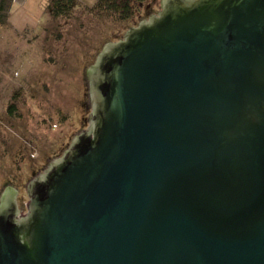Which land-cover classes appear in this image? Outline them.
Returning <instances> with one entry per match:
<instances>
[{"label": "water", "instance_id": "obj_1", "mask_svg": "<svg viewBox=\"0 0 264 264\" xmlns=\"http://www.w3.org/2000/svg\"><path fill=\"white\" fill-rule=\"evenodd\" d=\"M149 6L27 212L1 192L0 264H264V0Z\"/></svg>", "mask_w": 264, "mask_h": 264}, {"label": "rangeland", "instance_id": "obj_2", "mask_svg": "<svg viewBox=\"0 0 264 264\" xmlns=\"http://www.w3.org/2000/svg\"><path fill=\"white\" fill-rule=\"evenodd\" d=\"M52 1L8 0L0 11V194L19 188L23 213L29 182L89 125L86 69L153 0L126 20L98 14V0H74L69 15L54 17Z\"/></svg>", "mask_w": 264, "mask_h": 264}, {"label": "trees", "instance_id": "obj_3", "mask_svg": "<svg viewBox=\"0 0 264 264\" xmlns=\"http://www.w3.org/2000/svg\"><path fill=\"white\" fill-rule=\"evenodd\" d=\"M8 0L0 1V11L4 10ZM147 0H98L95 6L100 15L111 14L117 19L126 20L134 16L136 5ZM74 0H53L51 11L54 17L69 15Z\"/></svg>", "mask_w": 264, "mask_h": 264}, {"label": "flooded vegetation", "instance_id": "obj_4", "mask_svg": "<svg viewBox=\"0 0 264 264\" xmlns=\"http://www.w3.org/2000/svg\"><path fill=\"white\" fill-rule=\"evenodd\" d=\"M158 11H159V10L152 11V7L149 6V8L147 9V11H146V13H145V18L148 17V16H150V15L153 14V13L158 12Z\"/></svg>", "mask_w": 264, "mask_h": 264}]
</instances>
